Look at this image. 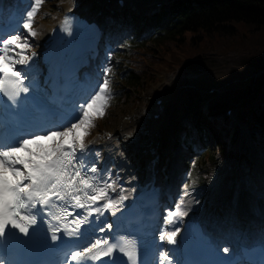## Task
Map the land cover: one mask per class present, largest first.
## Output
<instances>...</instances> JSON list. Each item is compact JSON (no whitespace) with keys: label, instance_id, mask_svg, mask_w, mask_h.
<instances>
[{"label":"snow or ice","instance_id":"obj_1","mask_svg":"<svg viewBox=\"0 0 264 264\" xmlns=\"http://www.w3.org/2000/svg\"><path fill=\"white\" fill-rule=\"evenodd\" d=\"M43 3L33 0L15 23L0 26V264H34L19 258L34 248L62 252L61 264H179L174 259L179 250L165 245L178 244L177 225L189 215L187 184L142 251L134 235H120L111 231L112 223H101L106 212L117 216L128 199L112 173L101 174L89 160L87 137L112 99L111 67L67 114L47 106L42 117L39 107H26L35 89L36 53L29 37L38 35L33 23ZM64 24L71 34V21Z\"/></svg>","mask_w":264,"mask_h":264},{"label":"trees","instance_id":"obj_2","mask_svg":"<svg viewBox=\"0 0 264 264\" xmlns=\"http://www.w3.org/2000/svg\"><path fill=\"white\" fill-rule=\"evenodd\" d=\"M148 26L162 30L153 39L152 46L142 45L159 60L144 57L142 68L132 64L129 70L123 71L116 85L119 92L113 98L128 99L127 87L141 94L158 81L161 64L179 76L237 68L256 73L244 87L194 90L190 125L202 134L210 132L215 143L197 167L201 186L217 173L220 162L223 164L218 178L238 163L242 126L243 160L246 169L249 162L258 163L257 185L264 192L258 158H264V0H166L158 11H152ZM203 96L209 99L206 108H200ZM227 108L235 109L240 124H230L225 114Z\"/></svg>","mask_w":264,"mask_h":264},{"label":"rangeland","instance_id":"obj_3","mask_svg":"<svg viewBox=\"0 0 264 264\" xmlns=\"http://www.w3.org/2000/svg\"><path fill=\"white\" fill-rule=\"evenodd\" d=\"M91 1L92 0H44V3L34 17L33 28L39 34V28H45L52 24V22L58 18L65 5L77 6V4L81 2L82 5L86 6L89 5V2ZM99 1L102 4V0ZM142 1H145V3L142 7H139V3ZM162 1L165 0H130V2H135L137 4L140 17L130 22L126 21L127 19L122 18V21L117 28H114L115 20L112 16V26L110 27V30L107 31V37L103 40V43L105 44V53L102 57L104 68L111 67V72L108 76L110 79L112 94L117 92L115 84L119 80L123 71L128 70L130 66L133 65L142 68L144 63L141 59L144 57H148L155 62L159 60L154 53L148 54L144 49L148 46H152L151 39L157 36L159 28L153 27L150 30H146V22L144 23L142 21V17H145L147 13H151L149 11L153 8V3ZM32 3L33 0H31L28 10H30ZM93 3H91V6H93ZM12 4L14 3L11 2L9 7H11ZM12 12L13 11H10L8 15L11 16ZM109 12L110 11L107 13ZM106 18H111V15L107 14ZM20 32L26 34V30L22 27L20 28ZM29 42L33 46L32 50H35L38 47L39 42L36 38L29 37ZM144 43H146L144 45H147L146 47L142 46ZM160 70V76L158 77L168 75L165 64L160 65ZM236 75L239 78H243V80L239 83H234L233 80L235 78H233V76ZM255 77L256 73L244 68H237L225 71H213L194 78L180 77L179 80H176L174 75L168 80H165L164 77L161 79V82H156L148 86L141 94H139L140 92L137 90L127 87L126 90H128L130 94L129 98L126 100L121 99L117 102L115 100V104H112L113 100L110 101V106L106 110V115L95 121V127L91 129V134L87 137V141L93 136L103 138L106 133L115 132L121 122L130 118L131 115H134L131 119L133 122H143L147 120L149 117L148 110L151 108L152 104H154L153 100L155 99V96H159L157 94L164 93V91H167L171 85L182 87L181 89L183 92L181 93L179 100V119L177 118L175 120L177 126L175 125L176 130L173 131L175 144L169 148H165L167 153H165L163 160L161 161L162 170L160 174H163V178L165 179H169V170H176L178 172L183 169L181 179L178 181V192L177 195L174 196V203L170 209L174 207L177 198L180 196L183 190L182 186L187 184L189 186L188 191L190 192V196L185 197V199H189V201L193 202H190L193 207L189 213L209 212L212 216L214 215L216 219H220L222 215H232L233 217H236L232 222L235 225L241 224L239 227L233 228L238 230H241L242 228L245 229L247 227L246 223L248 222L239 215L237 197V190L241 184L247 185L248 187L246 198L253 216L259 218V216L264 215V199L258 195V190L253 186L252 178L254 177L253 173L256 170L255 164L250 163L251 166L249 167V170H246L244 165L245 160H243L242 155H240V158H238L239 165L230 168L220 181H214L213 183L209 182L204 187L197 186L191 181V173L198 166L200 157L206 153H210L215 145L211 136L209 139L206 138L204 143L200 146L191 142L192 136L198 137V133L194 131L193 134L187 138L186 130L189 128L188 122L191 117L189 109L192 108V103L195 99L192 93L193 90L204 92L211 88L221 90L229 87H244L249 85ZM102 78L99 83H102ZM159 83L161 84L159 85ZM114 90L115 92H113ZM186 145H194L196 152H191ZM179 147L187 151L183 156L176 152V149L178 150ZM175 159L176 162L174 161ZM144 161V158H140L139 161L136 162V169L142 168L145 163ZM222 198L229 199L230 203L227 207L221 206ZM205 208H208V210H205ZM227 218L230 219L229 217Z\"/></svg>","mask_w":264,"mask_h":264},{"label":"bare ground","instance_id":"obj_4","mask_svg":"<svg viewBox=\"0 0 264 264\" xmlns=\"http://www.w3.org/2000/svg\"><path fill=\"white\" fill-rule=\"evenodd\" d=\"M91 2L94 3L93 6L89 7L90 10L95 7L101 8V2L99 0H92ZM0 3H2L1 0ZM71 8L72 6L65 5L58 18H56L52 24L45 28H39L40 32L35 37L39 41V46L37 47L38 49L42 48L41 43L49 36V31L54 26V24L61 19L63 13L70 10ZM19 9L24 10L23 8ZM86 9L87 8H85L83 5L82 9L80 8L78 11L81 12L82 15H85ZM98 11L101 10L99 9ZM17 19L19 18H17L14 13L11 20L16 21ZM38 60L39 57L34 61L36 69H38ZM236 77L237 75L233 76V78H235L233 80L234 83H239L241 80H243L241 77ZM162 78L164 77H158V81H161ZM94 85L95 82L86 83L87 89L93 88ZM181 88L182 87L178 85H171L167 91H164L163 94L160 93L161 95L156 96V99H162L163 101L161 105H156L154 108V110H158L160 113L159 121L151 117V110L147 120L143 122H133L132 120L123 121L119 125L118 129L115 130V132L106 133V136L103 138L94 137L89 141L93 142L92 146L89 147V160L97 163V167L101 170V174H104L105 170L110 171L113 178L117 179L118 183L126 190L125 194L128 196V199L125 200L124 203H128L129 200L142 188V186L151 180V176L157 172L159 162L163 160L165 153H167L165 148H169L175 144L173 131L176 130L175 120L180 114L179 100L180 95L183 92ZM108 134L113 135V141L107 139ZM151 139L154 140V144L152 146H148L149 140ZM97 153L99 154L98 156L96 155ZM139 158H144L145 163L142 168L136 169L135 165L137 164L136 162L139 161ZM156 176L159 179L158 182L162 185V188L169 191L172 185L173 175L170 174L169 179L163 178V175L161 174H156ZM113 195L116 194L113 193ZM186 200L189 201V199ZM190 202L193 203L192 201ZM191 203L188 205L190 210L193 207ZM205 210H208V208H205ZM193 214L194 216H198V218L202 220L208 227H215L219 223V221L215 219L214 215L212 216L209 212ZM109 215L110 213L106 212L104 217L101 218V223L106 222ZM242 215L244 218L251 220V213L244 212ZM189 216L191 217L190 214L187 217ZM223 218L224 222H229L232 219L222 216V219ZM238 235L239 237L235 240L246 239V237H248L246 233L240 232Z\"/></svg>","mask_w":264,"mask_h":264}]
</instances>
